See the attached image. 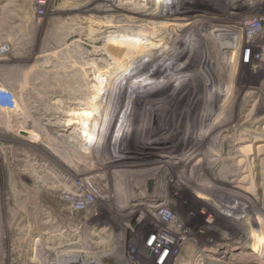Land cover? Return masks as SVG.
I'll return each instance as SVG.
<instances>
[{"label":"rangeland","instance_id":"obj_1","mask_svg":"<svg viewBox=\"0 0 264 264\" xmlns=\"http://www.w3.org/2000/svg\"><path fill=\"white\" fill-rule=\"evenodd\" d=\"M106 1L0 0V264H95L90 256L118 242L120 256L98 264H137L143 257L151 264H264V239L242 236L257 227L264 235V0H181L209 20L202 31H178L183 63L156 84L152 70L130 69L104 48L109 37L145 32L140 26L160 20L145 5L166 0ZM97 7L109 9L96 13ZM228 14L231 23L223 20ZM204 30L208 44L200 38ZM220 119V131L210 134H217L212 149L225 161L216 167L219 176L236 170L231 140L238 137L254 180L250 191L209 205L193 192L196 177L190 185L186 179L207 149L201 139ZM193 141L199 153L191 152ZM123 171L157 172L160 195L140 189V199L135 195L123 211L116 199L127 194ZM212 180L236 191V184ZM159 202L173 204L186 235L202 231L197 241L171 236L176 255L164 263L166 246L154 254L146 249L155 228L165 226L145 215ZM164 208L155 212H171ZM76 241L74 249H54ZM71 252L88 258L69 259Z\"/></svg>","mask_w":264,"mask_h":264},{"label":"bare ground","instance_id":"obj_2","mask_svg":"<svg viewBox=\"0 0 264 264\" xmlns=\"http://www.w3.org/2000/svg\"><path fill=\"white\" fill-rule=\"evenodd\" d=\"M119 0H107V3H113L115 4V2H118ZM133 1V0H130ZM155 1V0H153ZM185 1V0H184ZM187 1V0H186ZM123 2V1H122ZM128 2V1H127ZM138 2V1H137ZM136 2V4H137ZM148 0L145 2L147 3ZM83 3V2H82ZM86 3V2H85ZM119 3V2H118ZM124 3V2H123ZM132 3V2H131ZM144 3V4H145ZM156 3V2H153ZM152 6H154V9H156V11L154 9H147L148 6L147 4L145 5V9L144 11H146L147 14H149L148 12L150 11H154L157 17L160 18V20H156L155 22H153V25H151L150 27H147L145 25L140 26L141 30H145V32H140L138 31H131L128 32V34H126L123 38H119V37H115L113 38H108V40L106 41V45L107 48L105 47L104 49H108L110 47H112L114 50L112 52H110L109 50H107V52L109 51V55L110 56H114L113 59L117 58L118 56H123L121 58H124V63L126 64V66L130 69L132 68H140V69H149V71H153V80L151 81V83H159L161 81H163L164 79H166V76L170 73V71L176 67H178L180 64L183 63V59L184 56L186 54V47L183 45V41L180 39L179 33L178 31H186L189 30L191 28H199L200 31L203 30V22H207L209 19H207V15L205 16V14H198L196 15L197 10H194L191 8H187V6L184 4L183 5V1L181 0H166L164 2H162L163 4L161 6L153 4ZM160 3V2H159ZM130 4V3H129ZM127 4V5H129ZM149 4V2H148ZM101 5L103 6H111V4H106L105 2H102ZM125 5V4H124ZM123 5V6H124ZM133 5V3H132ZM138 5V4H137ZM80 6V5H79ZM151 6V4L149 5ZM184 6V7H183ZM186 6V8H185ZM116 7V6H115ZM131 7V6H130ZM135 7V6H133ZM144 7V6H143ZM156 7V8H155ZM190 7V6H189ZM193 7V6H192ZM107 8H96L94 12L96 13H103L105 11H107ZM127 8V7H126ZM138 8V7H136ZM140 8V7H139ZM150 8V7H149ZM188 10L187 12L184 10ZM109 9V8H108ZM84 10V9H83ZM139 10V9H138ZM141 10V9H140ZM143 10V9H142ZM185 11L186 13H182V11ZM148 11V12H147ZM183 11V12H184ZM199 11V10H198ZM87 13H90L89 10L86 11ZM114 12V10L112 11ZM143 12V11H140ZM86 13V14H87ZM153 13V12H152ZM94 13H92L91 15H93ZM118 14V13H117ZM140 14V13H139ZM144 14V13H143ZM181 14V15H180ZM193 14V15H192ZM141 15V14H140ZM229 15V14H228ZM182 16V17H181ZM188 16V17H187ZM190 16V17H189ZM85 17V16H84ZM121 17V16H120ZM124 17V16H123ZM163 17V18H161ZM187 17V18H186ZM101 19V18H100ZM234 17L233 15H229L227 17H225L223 20L226 21H233ZM102 20V19H101ZM129 20V19H128ZM132 21V20H131ZM123 22V21H122ZM211 21H209L210 23ZM215 22V21H214ZM102 23V22H101ZM117 23V22H116ZM231 23V22H230ZM221 24V23H220ZM229 24V23H228ZM112 25V24H111ZM126 25H128L126 23ZM177 25H181L180 28L174 29V26ZM223 25H226L225 23ZM105 26V25H104ZM138 26V25H135ZM170 27L169 31L171 35H169L168 37L163 35L164 29L162 27ZM253 26V25H251ZM108 27V26H107ZM219 27V26H218ZM225 27V26H224ZM246 27V26H245ZM211 28V27H209ZM208 28V29H209ZM227 28V27H226ZM224 28V30L226 29ZM205 29V28H204ZM218 29V28H217ZM222 29V28H221ZM229 29V28H227ZM255 29V27H254ZM166 30V29H165ZM223 30V29H222ZM106 31V30H105ZM109 31V30H108ZM147 31V32H146ZM160 31V32H159ZM221 31V30H220ZM220 31H217L215 34L217 36H221L222 39H224L225 36H223L224 34L221 33ZM242 31V30H241ZM199 32V31H198ZM244 32V31H243ZM246 32V31H245ZM258 32V31H257ZM107 33V32H106ZM118 32H116L117 34ZM208 31L204 30V32L200 35V38H202V42L204 44L208 42ZM214 33V32H211ZM210 33V34H211ZM222 35H221V34ZM232 33V32H231ZM256 33V31L250 32L249 34H254ZM111 34V33H110ZM119 34V33H118ZM248 34V33H247ZM113 35V34H112ZM182 35V34H180ZM193 35V34H192ZM214 35V34H212ZM211 35V36H212ZM195 36V35H194ZM198 36V35H197ZM108 37V36H107ZM190 37V36H189ZM187 37V38H189ZM205 37V38H204ZM216 37V36H215ZM199 38V39H200ZM190 39V38H189ZM188 39V41H189ZM194 39V38H193ZM191 40V39H190ZM243 42V41H242ZM251 42V41H250ZM105 44V42H104ZM192 44V43H191ZM208 44V43H207ZM223 45V44H222ZM192 46V45H191ZM206 46V45H205ZM199 47V46H198ZM248 47V46H247ZM192 48V47H191ZM200 48V47H199ZM192 50V49H191ZM205 50V49H204ZM191 53V52H190ZM194 53V52H193ZM105 55V54H104ZM108 55V56H109ZM109 56V57H110ZM190 57V55H189ZM107 60V59H106ZM118 60V59H117ZM188 60V59H187ZM223 60V59H222ZM182 62V63H181ZM123 63V62H122ZM186 63V62H185ZM201 64V63H200ZM189 65V64H188ZM183 66V65H182ZM193 66V65H192ZM180 68V67H179ZM189 67H187L188 69ZM182 69V68H181ZM184 69V68H183ZM192 70V69H191ZM127 71V70H126ZM129 72V71H128ZM126 73V72H125ZM178 74V72H176ZM140 74V73H139ZM143 74V73H141ZM125 75V74H124ZM127 75V74H126ZM132 75V74H131ZM175 75V74H174ZM179 75V74H178ZM176 76V75H175ZM131 77V76H130ZM179 78H177L178 80ZM139 80V79H138ZM149 81V80H148ZM150 82V81H149ZM169 82V81H168ZM174 82V81H173ZM166 83V82H165ZM147 84V82H146ZM163 85V84H162ZM143 86V85H142ZM147 86V85H146ZM164 86V85H163ZM162 86V87H163ZM178 86V85H177ZM174 87V86H173ZM145 88V87H143ZM159 88V87H158ZM177 88V87H176ZM146 89V88H145ZM162 89V88H161ZM160 89V90H161ZM129 90V89H128ZM148 90V89H147ZM159 90V91H160ZM170 90V89H168ZM173 90V89H172ZM143 91V90H142ZM151 91V90H150ZM155 91V90H154ZM158 92V90H157ZM155 92V93H157ZM125 93V92H124ZM154 93V92H153ZM143 94V93H142ZM171 94V93H170ZM156 95V94H155ZM162 95V94H160ZM152 96V95H151ZM159 97V96H158ZM154 99V98H153ZM163 99V98H162ZM149 100V99H148ZM146 102V101H145ZM159 102V100H158ZM167 103V102H166ZM154 104V103H153ZM149 106V105H148ZM151 107V106H150ZM154 109V108H153ZM158 113V112H157ZM13 114V113H12ZM159 115V114H158ZM163 115V114H162ZM220 118V117H219ZM222 120L220 119V121H218L217 123L215 122L211 128L207 129V135L205 137H203L200 141L202 142L203 146H206L207 149H204L205 151L202 153V158L197 159V163L194 164L193 169V174H192V169L190 174L188 175L189 177H187L186 179V183H188L190 185V183L192 182V177H196L195 180V184L191 185L193 192L197 193L200 196H203V201H205L207 204L211 205L213 204L217 199L224 197V196H228L230 194V192H232L233 194L236 193V195H230L233 196L234 198H237V194H240V191H247L249 189H251L252 186V179L251 175L253 172L250 171L248 164H243L242 162L246 159V157L242 154V152L237 149L239 147V145H241V143L243 141H239L238 137H234V139L231 140L232 143V147H233V151L236 153L235 154V158L233 159L234 162V166L236 167V170H233L234 172H223L221 173L222 177L219 176V172L216 169V167L218 166L219 162H222L223 159V154L220 155V153L216 154V152L213 151L212 147H213V143H214V139H216L217 134H213V136L210 137V134H212L214 131V129H218L219 127V122H221ZM177 124L180 122H176ZM175 123V124H176ZM163 125V124H162ZM151 126V125H150ZM153 128V127H152ZM173 128V127H172ZM225 128V127H224ZM223 128V129H224ZM172 130V129H171ZM174 130V129H173ZM232 130V129H231ZM138 131V130H137ZM218 131H220L218 129ZM157 133V132H156ZM159 133V131H158ZM161 133V132H160ZM159 133V136L162 135ZM218 133V132H217ZM166 134V133H165ZM156 135V134H155ZM153 135V136H155ZM158 135V134H157ZM205 135V134H204ZM215 135V136H214ZM141 136V135H140ZM162 137V136H161ZM210 137V141H208V138ZM221 137V136H220ZM240 139V138H239ZM244 139V138H243ZM221 139H219L220 141ZM223 140V139H222ZM199 141V140H198ZM216 141V140H215ZM218 141V142H219ZM192 143V142H191ZM190 143V144H191ZM252 144V143H251ZM189 147V146H188ZM242 147V146H241ZM190 150L192 153H199L200 152V146H199V142H195L193 141ZM222 149V148H221ZM194 150L196 152H194ZM199 150V151H198ZM229 150V149H228ZM220 151V149H219ZM222 152V151H220ZM239 152V153H238ZM180 156V155H179ZM227 157V156H226ZM234 157V155L232 156ZM242 157V158H240ZM226 160V158H225ZM232 161V160H231ZM177 162V161H174ZM199 162H201V166L198 167L197 164H199ZM225 162V161H223ZM176 164V163H175ZM173 165V164H172ZM163 166V165H162ZM228 167V166H227ZM159 168H161V166H156L154 167V170H158ZM176 170V168H175ZM159 171V170H158ZM131 172V171H130ZM132 173V172H131ZM131 173H129V171H123V177L127 176L128 177V184L130 185L128 187V184H125V186H127V194H116V199L118 201V203H122L121 205V209L124 211L125 210V206H127L130 201H132V198L135 197L137 199H140V196L143 193H158V195H160V190H159V178L157 175V172H153L151 174H147V175H131ZM172 173V172H171ZM177 173V172H176ZM130 174V175H129ZM192 174V175H191ZM207 176V177H206ZM204 177V178H203ZM206 177V178H205ZM212 179L215 180H222L221 182L225 181L229 184H236L237 186H231L234 190L236 191H231V190H227L224 189L223 187L214 185V181ZM254 180V179H253ZM124 182V181H123ZM249 184V185H247ZM132 188V189H131ZM254 188V187H253ZM140 189H142V192L139 191ZM255 190V189H254ZM250 191V190H249ZM253 192V191H252ZM242 193V192H241ZM254 193V192H253ZM244 194V192L242 193ZM204 196H207L204 198ZM229 197V196H228ZM62 198V197H61ZM244 199V198H242ZM124 200V201H123ZM165 200V199H164ZM235 200V199H233ZM240 202V201H239ZM126 204V205H125ZM155 205L152 207H146V213L145 215L148 214V216H152V218L154 219L155 222H161L163 223L165 226H163V228H155L156 232L149 236L151 238H149V241L147 242L149 244H146V249H147V253L148 254H154L161 246H166L167 248L171 245V236H173L176 239V243L180 242V240H193V241H197L198 237L201 236L202 231H198V230H191L187 233L182 231L181 228L176 224L177 221H180V215H178L175 212H172L171 210L173 209L172 203L169 202H159V203H154ZM166 206L167 210H170L171 212H167L165 210H162V214H157L155 212L156 208L161 207V206ZM170 208V209H169ZM245 213V212H244ZM130 214V213H129ZM250 216V215H249ZM210 221H207V223H210L213 225L215 219L213 216H210ZM254 220V219H253ZM182 222V221H181ZM184 223V222H182ZM181 223V224H182ZM247 223V222H246ZM250 223V222H249ZM263 225V224H262ZM123 226H127L126 224H123ZM253 226V225H252ZM206 227V226H205ZM255 227V226H254ZM211 228V227H210ZM207 229V228H206ZM261 229V228H260ZM211 230V229H210ZM257 230L259 231L258 227ZM101 231H103V229H101ZM241 231V230H240ZM250 232V231H244V233L242 234V236L244 237V239H247L248 237H253L255 236V239H253L251 242H255L256 241V236H260L262 237V239H264V235H262L259 232ZM263 231V230H262ZM261 231V232H262ZM100 232V231H99ZM99 232L92 234V236H99ZM253 233V234H252ZM227 237V236H226ZM229 237V236H228ZM227 237V238H228ZM122 238V236H121ZM120 237H118V239H121ZM239 238V237H238ZM155 239V241H154ZM226 239V238H225ZM229 239V238H228ZM233 239V238H232ZM243 239V240H244ZM54 240V239H53ZM69 241V240H68ZM122 241V239H121ZM153 241H154V245H153ZM207 241V240H206ZM70 242V241H69ZM67 243V244H63L58 246L57 248L54 249H61L62 251H67V249H71V248H75V245L78 244L77 241L74 243ZM73 242V241H72ZM156 243V244H155ZM212 243V242H211ZM160 244V245H159ZM225 244V243H224ZM208 245V244H207ZM213 245V244H212ZM215 245V244H214ZM122 248V246L120 247L119 242L115 244V246L112 249H109L107 252H102V253H98L95 255L90 256L89 258L95 259V264L100 263L102 258L105 257H111V256H115L118 257L120 256L118 254L119 249ZM205 248V247H204ZM209 248V247H208ZM50 250V248H48ZM51 249V250H54ZM201 249V248H200ZM214 249V248H213ZM221 251V250H220ZM264 253V251H262ZM163 253V252H162ZM71 254L69 256H71L69 259L73 258V257H78L81 259L84 258H88V257H84L83 256H77ZM164 256V254H161V259ZM168 255L164 256V259L162 261V263H164L167 259ZM62 258V257H61ZM63 260V259H62ZM61 261V260H60ZM85 261V260H84ZM150 260H148L147 258L140 259L138 260L137 264H149ZM63 264H73L71 262V260L66 259L65 261L62 262ZM61 263V264H62ZM157 263H159L157 261ZM151 264V262H150Z\"/></svg>","mask_w":264,"mask_h":264},{"label":"built area","instance_id":"obj_3","mask_svg":"<svg viewBox=\"0 0 264 264\" xmlns=\"http://www.w3.org/2000/svg\"><path fill=\"white\" fill-rule=\"evenodd\" d=\"M167 249H169V252H168V250H166V252L163 253L164 256H166V255H171V256H172L173 254L176 255V253L172 250V247H171V248H167ZM163 254H162V255H163ZM174 255H173V256H174ZM164 256L162 257V259L164 258Z\"/></svg>","mask_w":264,"mask_h":264}]
</instances>
